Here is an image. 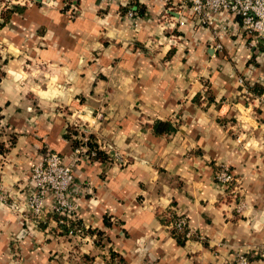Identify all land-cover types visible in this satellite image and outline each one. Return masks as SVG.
Here are the masks:
<instances>
[{"label": "crops", "instance_id": "0c3cea01", "mask_svg": "<svg viewBox=\"0 0 264 264\" xmlns=\"http://www.w3.org/2000/svg\"><path fill=\"white\" fill-rule=\"evenodd\" d=\"M136 3L145 16L135 21L123 9ZM9 12L0 264H75L79 250L92 264H112V251L127 264H264L263 40L237 36L228 12L207 27L180 0H28ZM98 106L108 116L94 135L108 165L65 138L76 114L90 122ZM158 120L177 131L156 136L148 125ZM52 152L75 162L78 219L105 234L104 247L58 237L50 213L38 219L24 204L31 166ZM222 166L234 187L217 182ZM169 212L188 220L185 246L164 222Z\"/></svg>", "mask_w": 264, "mask_h": 264}, {"label": "built area", "instance_id": "2783aa9c", "mask_svg": "<svg viewBox=\"0 0 264 264\" xmlns=\"http://www.w3.org/2000/svg\"><path fill=\"white\" fill-rule=\"evenodd\" d=\"M28 0H0V20L2 14L17 6H23ZM182 6L190 11L193 19L207 27L214 25L216 17L222 12H228L231 18L232 30L237 36H251L264 41V0H180ZM127 16L132 20L139 18L138 11L131 9ZM226 30V28H225ZM221 49V46H217ZM81 150H77L80 154ZM75 162L67 164L58 153L46 155L40 162L30 168L34 191L28 195L24 204L38 219H43L47 213L65 216L71 220L78 219V206L72 200L75 182ZM221 185L231 188L237 183L231 168L222 166L216 175ZM237 195V194H236ZM9 198L0 182V203L6 204ZM236 210L243 212L244 204L236 197ZM17 210V207H15ZM174 225L179 231L187 225V218L178 216ZM239 264H250L246 257H240Z\"/></svg>", "mask_w": 264, "mask_h": 264}, {"label": "trees", "instance_id": "16d2710c", "mask_svg": "<svg viewBox=\"0 0 264 264\" xmlns=\"http://www.w3.org/2000/svg\"><path fill=\"white\" fill-rule=\"evenodd\" d=\"M11 9H14L15 11L16 7H12L6 10L2 14V19L0 20V28L5 26L8 23L9 18H10L9 14L11 13L9 11ZM131 9H135L136 11H138L139 16H142V17L145 16L144 9H142L138 3H136L135 5L133 4L132 6H129L127 8H124L123 13L127 15L128 11H130ZM0 60H2L1 55H0ZM6 64H7V60H4L3 63L0 65V82L5 76L3 67ZM1 120H2V116H1V110H0V128H1ZM148 128L152 129L153 133L156 136H169V135L174 134L177 131V126H175L174 123H172L171 121H162V120L156 121L153 125L152 124L148 125ZM80 137H84V136L74 126L69 125L67 128V133L65 135V138L67 140L72 141L73 148L75 150L82 148L84 145H86L85 146L87 148L86 154L89 156L91 161H96V162L102 163L103 165H108V164L113 163V160L111 159L109 154H107L105 150L101 149L94 134H91L88 137L87 143L79 141V139L80 140L82 139ZM2 148L3 146L2 144H0L1 152L3 151ZM169 213L170 215L165 217L164 222L168 227H170L171 234L176 239L177 243L180 246H185V243L188 240L187 234L189 232L188 231L189 230L188 220H187L186 227L183 230L179 231L174 226L179 219L178 215L172 212H169ZM51 217L54 218L58 223V227H56L54 230V233L58 237H63L66 240L73 241V239L83 238L89 235V236L94 237L95 246L104 247L103 240L105 239V234L99 229L86 228L81 222V220L77 219L74 221L65 216H56V215L48 214L46 219H50ZM107 219L108 218L105 217L104 221L106 225H109V221ZM79 253H77L79 260L75 262V264H79V263L92 264L93 262H95V258L92 257L91 255L83 254L81 250H79ZM110 260L112 264H127L124 258L120 254L114 251L111 252ZM247 260L250 263V259L247 258Z\"/></svg>", "mask_w": 264, "mask_h": 264}, {"label": "rangeland", "instance_id": "374dc122", "mask_svg": "<svg viewBox=\"0 0 264 264\" xmlns=\"http://www.w3.org/2000/svg\"><path fill=\"white\" fill-rule=\"evenodd\" d=\"M5 56V55H4ZM3 63V62H1ZM3 69L5 70V68L3 67ZM41 73L39 74V77H36L35 81L40 85V87L42 86V81H41ZM47 83V82H46ZM81 100V103H88V99L87 97H79ZM99 100H102L101 98H99ZM95 102V101H94ZM98 105L101 104H105V98H103V101L97 102ZM65 113H69L67 110L64 111ZM71 114V113H70ZM80 115V114H79ZM78 114H76L74 116L73 119V124L72 126H74L76 129L79 130V132L84 136V137H80L82 138L81 140L79 139V141L87 143L88 142V137L91 134H95L97 136V134H99V130L97 128L100 127V123H104L106 117L108 116V114L106 113V111L102 110L101 107H97L96 110L94 109L92 112V117L93 120H91L90 122H86L83 118H80ZM103 125V124H102ZM86 138V139H85ZM86 145H84L82 148H79L77 150H81L80 155L84 154L87 152V148L85 147Z\"/></svg>", "mask_w": 264, "mask_h": 264}]
</instances>
